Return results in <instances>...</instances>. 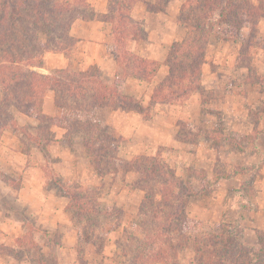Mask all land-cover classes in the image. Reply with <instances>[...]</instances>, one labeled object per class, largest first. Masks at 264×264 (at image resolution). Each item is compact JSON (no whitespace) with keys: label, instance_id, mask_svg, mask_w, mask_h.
I'll use <instances>...</instances> for the list:
<instances>
[{"label":"rangeland","instance_id":"1","mask_svg":"<svg viewBox=\"0 0 264 264\" xmlns=\"http://www.w3.org/2000/svg\"><path fill=\"white\" fill-rule=\"evenodd\" d=\"M4 1L7 2L5 13L9 16L12 2ZM56 1L58 5L68 2L67 10L79 7L78 11L66 16L67 21L69 17L76 16L77 20L82 19L84 22L89 21L87 18L84 20V17L91 18L89 13H96L94 5L99 9L101 2L87 0L91 8L88 7V11L84 12L87 3L78 5L77 0ZM185 1L172 0L167 5L169 10L166 14L170 22L180 19L179 12L177 16L175 13L177 9L180 11ZM250 1L264 6V0ZM20 9L25 13L30 8L23 4ZM147 14L144 4L135 6L130 14L131 21L138 24V37L145 34L142 25ZM102 15L97 12L96 18ZM178 23L187 37L188 27L180 21ZM79 25L74 23V33L81 28ZM255 25L254 32L245 30L238 40L231 35L222 36V28H216L206 47V64L202 69L200 89L181 98L159 103L158 108L148 102V85L138 89V82L124 84L128 78L147 84L148 81L137 76L142 74L141 68L136 72H128L123 63L122 66L119 64L115 75L100 73L101 79L106 85L136 100L144 112L122 108L114 110L110 107L82 109L80 112L70 108L61 109L56 105L55 93L52 91L47 93L43 102L42 118L22 114L16 106L6 111L0 110V137L7 133L6 140L15 141L14 147L8 149L14 152L12 155L16 160L26 156L23 157L26 161L24 168L18 165L14 174L0 171V180L14 189L23 186L30 191L34 188L29 184L32 182L29 181V174L36 177L39 169L45 175L44 189L51 195L61 196L59 187L74 191L88 190L95 195L94 199L100 208L107 212L93 219L85 235L75 221V213L70 212V231L78 237L81 235V240L74 247L75 264H121L122 250L118 244L127 242L128 235L143 236L138 227V210L145 195L136 186L137 175L133 171L125 172L127 166L124 167V164L114 171V166L109 164L112 162L110 158L104 160V173L100 176L93 166V157L83 145L80 131L74 129L71 133L67 132L75 120L96 123L104 129L110 136V149L122 161L140 156H158L161 162L172 168L178 177L188 183V187L195 190L188 199L187 212L189 218L198 223L200 233H207L209 228L220 223L239 222L244 227V243L258 247V233L264 232V18L258 19ZM26 29L31 33L32 40L21 43L25 45L24 49L15 47L12 52L6 49L7 58L11 62L16 61L7 63L12 68L7 70L9 74H14L17 69L32 70L30 65L39 61V57L34 54L35 48L47 42L44 34H39L35 40L32 27ZM58 35L65 36L60 31ZM113 41V51L119 57L121 45L118 48ZM75 46L77 51L82 49L81 45ZM124 47V50L131 52L134 43L127 42ZM5 53L0 50V69L2 61L6 59ZM54 73L45 75L58 81H64L63 77L74 79L77 75V71L71 69L68 75ZM165 77L158 79L162 81ZM154 79L156 75L152 81ZM3 95L0 84V104ZM69 103L75 105L72 100ZM5 198L12 203V194H7ZM91 231L97 236L93 240L97 244L95 246L92 245ZM55 234L56 241L63 235ZM25 240L30 242L31 238L27 235ZM185 242L178 244L176 259L173 256L171 264H194V247ZM100 243L103 250L99 249ZM46 251L49 253L46 259L50 264L53 254ZM0 252L2 256H7L0 263L9 261L8 256L15 255L29 264H39L42 256H46L43 253L41 255L39 248L28 252L0 247Z\"/></svg>","mask_w":264,"mask_h":264},{"label":"trees","instance_id":"2","mask_svg":"<svg viewBox=\"0 0 264 264\" xmlns=\"http://www.w3.org/2000/svg\"><path fill=\"white\" fill-rule=\"evenodd\" d=\"M86 1L76 2L78 5L87 3L84 12L88 11V7L91 8ZM171 1L108 0L107 13L101 18H96V13L92 11L93 13H89L91 18L83 19L110 23L116 47L121 45L118 47L121 55L116 56L118 64L122 66L125 63L128 72L129 70L136 72L141 68L142 74L137 76L150 82L158 73L160 63L138 57L128 49L124 50L127 42L145 39L144 33L142 37L136 35L138 24L131 21L130 14L139 4H144L150 13L165 12ZM10 2L11 14L7 16L4 10L7 8V2L0 0V50H4V53L8 48L11 52L15 47L23 50L24 41L27 43L32 40L31 33L29 34L26 29L31 26L35 40L39 34H44L47 42L41 44L38 49L35 48L34 54L39 57V61L30 66H41L42 58L47 53L73 51L76 41L71 36V29L78 17H69L67 21L66 16L78 11L79 7L67 10L68 2L58 5L56 0ZM23 4L29 6V11L22 12L20 6ZM179 17L178 21L188 27L189 33L181 42L172 45L165 62L168 74L154 89L151 97L153 104L172 101L174 98H181L182 95L199 90L202 69L206 64V47L215 29L222 28L220 32L222 36L227 34L238 40L245 30L251 29L253 32L256 30L257 20L264 18V6L250 0H186L179 11ZM64 20L67 22L63 23ZM59 31L65 36H59ZM6 54L0 69V84L4 93L0 110L6 111L16 106L22 114L42 118L43 102L47 93L52 91L55 93V103L61 109L70 108L80 112L82 109L110 107L114 110L119 108L137 110L139 113L145 111L136 100L121 94L117 88L106 85L96 66L85 71H77L74 79L63 77L64 81H58L34 70L17 69L14 74H9L12 68L7 63L12 64L16 61L11 62L7 58L9 55ZM69 72L70 69L58 70L54 74L68 75ZM70 100L74 101L75 105H70ZM74 129L80 131L83 145L93 157V166L100 176L104 173V160L110 158L112 162L109 164L114 166V171H118L122 164L124 167L127 166L125 172L133 171L137 175V188L145 193L138 210L140 218L138 227L143 236L128 235L127 242L118 244L122 250L121 264H171L173 256L176 259L177 246L181 241H186L184 244H191L194 247L196 256L194 264H264V232L258 233L257 248L244 243V227L239 222L220 223L209 228L207 233L199 232L198 223L190 219L187 212L188 199L195 190L188 187V183L178 177L172 168L161 162L158 156H140L134 160L122 161L114 156L115 151L109 147L110 136L99 125L75 120L67 132L71 133L75 131ZM59 192L68 199L67 209L75 213V221L84 235L90 230L88 228L96 216L107 214L96 203L95 195L88 190L74 191L59 187ZM91 238L92 241L97 239L94 232ZM78 240H81V235ZM92 245L97 244L93 241ZM99 249L103 250L101 243ZM39 264L48 263L42 259Z\"/></svg>","mask_w":264,"mask_h":264},{"label":"crops","instance_id":"3","mask_svg":"<svg viewBox=\"0 0 264 264\" xmlns=\"http://www.w3.org/2000/svg\"><path fill=\"white\" fill-rule=\"evenodd\" d=\"M100 1V8L98 9L94 5V9L96 13L105 14L108 10V0ZM168 10L167 8L166 11ZM166 11L160 13H150L147 11L148 14L145 16V22L142 25L146 34L145 39L142 42L136 40L130 41L134 43V48L131 49L133 54L160 63L156 79L148 82V84L141 80H132L131 78H128L127 82L124 81V84L138 82L136 83V88L138 89L148 85L149 103L152 101L151 97L154 86L161 81L158 78L162 76L163 79V76H167L168 74V67L165 65V62L172 45L176 42H181L186 37L184 29L178 21L170 22L167 19L168 15ZM178 12L179 10L177 9L176 16ZM74 23L81 25H79L81 28L75 33V27L72 26L71 29V36L75 39L76 44L78 46L81 45L82 48L79 51H77V47L73 49L79 55L74 54L73 51L70 53H47L42 58V65L30 66L33 67L32 70L43 75L45 73L50 75L52 72L58 70L85 71L92 66H96L104 75L105 73H114L115 75L119 70V64L115 51H113L114 31L112 25L96 19L89 20L88 22L80 19ZM80 55L81 57H78ZM159 105L155 104L154 107L158 108ZM6 134L4 133L0 137V171L14 174L13 171L18 168V165L23 166V168L25 167L26 161L23 157L26 158V156H22V159L17 160L13 157L12 154L14 152L8 149V147L13 146L15 141L13 139V141L6 140ZM26 172L29 171H25L24 173ZM30 175L32 174H29V181L32 182H29V184L34 188L30 191L23 186L19 189H14L7 186L4 180H0V247H5L12 251L19 249L28 252H30V249L39 248L41 255L42 253L44 256L46 255L45 257L42 256L41 259H44L48 263L46 257L49 253L45 252L47 249L53 254V263L75 264L74 247L79 240L77 234H73L70 231L72 221L69 215L71 211L67 209L68 199L63 196L51 195L44 189L45 175L42 170H37L36 177ZM7 194L13 195L12 203L6 200L5 196ZM55 233L63 235L56 241L54 240ZM27 235L31 238L34 245L30 246L31 241L25 240ZM38 244L42 247H39ZM1 254L0 252V260L5 257ZM8 258L9 261L4 260V263L0 264H29V262L27 263L24 259L21 260L15 255L8 256ZM28 258L31 259L32 257Z\"/></svg>","mask_w":264,"mask_h":264}]
</instances>
